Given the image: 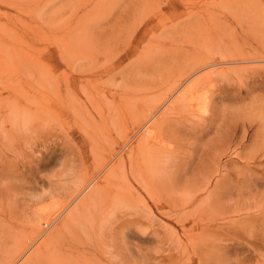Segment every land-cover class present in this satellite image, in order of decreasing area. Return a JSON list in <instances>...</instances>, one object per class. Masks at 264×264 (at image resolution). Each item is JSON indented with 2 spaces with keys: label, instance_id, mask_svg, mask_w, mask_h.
<instances>
[{
  "label": "rangeland",
  "instance_id": "obj_1",
  "mask_svg": "<svg viewBox=\"0 0 264 264\" xmlns=\"http://www.w3.org/2000/svg\"><path fill=\"white\" fill-rule=\"evenodd\" d=\"M73 1L0 0V104L15 101L48 116L60 127L44 134L32 151L25 153L23 158L15 160L11 156H5L0 159V219H4L0 221V230L10 222H18L17 225L27 228L42 225L41 220H35L32 224L29 220H34L36 214L42 210L52 215L53 209L66 206L60 194L50 188L44 174L55 169L58 162L69 152L84 163L90 175L105 172L103 169L97 170L98 165L104 162L103 158L108 156L115 146L124 149V135L132 128L129 115L130 97L128 103H120L122 106L117 109V113L121 115L120 128L107 125L112 121V114H108L107 110L105 114L108 119L96 116L94 121L83 125L69 116V98H65V68L66 73L70 71L65 65V39L70 34L65 32V15L68 10L73 9ZM168 1L175 5L177 11L182 10V4L185 3L215 6L221 4L223 15L227 18L223 24L224 29L227 30V35L234 34L231 39L234 46L248 50L250 44H264V14L255 16L258 7L264 10V0H247V5L239 3L238 0H104L103 6L98 9L96 5L92 6L83 16L85 22L97 33L102 28L125 29V25L135 14L133 11H141L147 2L155 5ZM252 4L257 6H254L256 9ZM246 6H249V10ZM176 10L166 9L164 12L170 17ZM253 13L255 14L252 15ZM173 23L171 18L153 21L149 26L151 31L146 36L144 46L154 44L151 40ZM113 37L120 36L113 34ZM229 40L227 39L228 43ZM105 48L104 44H87L80 53L83 57H80V62L92 59L103 61L102 52L107 50ZM168 48L170 50V47ZM113 53L112 51L111 54ZM244 64L257 66H253L252 73L243 76L241 80H221L220 85L227 91L215 95L214 101H211L206 109H202L204 105L197 102L198 109L185 116L186 122H192L195 127L181 130L180 134L172 131L163 147V150L172 151L168 163L176 165L177 172L184 174V179L187 180L192 179L194 175L200 178L198 174L203 171L202 163L205 162L208 167V164L218 161L217 175L219 178L225 177L224 181L228 187L222 192L224 200L207 205L203 204L204 196L180 214L185 221V228L197 224L195 231L198 232L195 233L200 235V239L202 237L208 246L201 247L203 242H197L198 250L197 254H194L191 245L198 239L188 241L183 236L184 228L177 222V216H173L172 212L176 210L174 204H180L189 196H142L144 202L138 201L145 214L130 212L120 216L113 232V235L119 238L118 245L124 247L126 244L132 255H138L137 248L140 250L142 264H264V59L245 60L241 65ZM177 66L166 64L168 70L176 69ZM226 74L228 73L222 77L227 80L229 77ZM231 76L238 78L234 72ZM99 79H102V83L107 82L105 74ZM84 104L85 106L79 109L81 114L94 113L91 103ZM220 127L222 132L219 133ZM219 134H225L224 141L219 140ZM100 139L102 144L99 143ZM97 143L99 151L105 152L101 156L97 155L95 159L91 147ZM134 145H137V142ZM221 145L224 148L220 147ZM253 156H256L255 159ZM107 174L105 172L101 177L102 183ZM124 180L127 184L125 175ZM10 182L35 193V206L24 207L19 203L18 194L11 188ZM104 187L111 191L113 185L109 183ZM135 197L138 199V196ZM152 198L161 204H155ZM225 211L228 213L222 215ZM225 218H228V221ZM204 223L209 224V229H205V232L202 231ZM219 224L223 226V230ZM232 225L235 226L234 229ZM173 230L178 233L180 243H172L170 232ZM155 231L159 233V237L154 234ZM122 234L126 237L123 238ZM58 246L59 243L53 241L46 249L37 251L38 258L47 257L44 254L55 252ZM184 250H190V255L179 257ZM79 253L85 252L81 250Z\"/></svg>",
  "mask_w": 264,
  "mask_h": 264
},
{
  "label": "bare ground",
  "instance_id": "obj_2",
  "mask_svg": "<svg viewBox=\"0 0 264 264\" xmlns=\"http://www.w3.org/2000/svg\"><path fill=\"white\" fill-rule=\"evenodd\" d=\"M102 1L104 0H74L71 3L74 5L73 9L68 10V14L65 15V32L70 34L65 39V65L70 71L66 73L65 68V98H69L67 100L69 116L83 125L94 121L96 116L108 119L105 114L107 110L108 114H112V121L107 125L120 128L121 115L117 113V109L122 106L120 103H128L129 97L131 98L129 115L132 128L124 135V149L115 146L114 150L103 158L104 162L98 165L97 170L107 169L111 172L119 169L122 171L128 179L127 188L130 194L138 196V200L142 202L145 200L142 196L163 194L189 196L180 204H174L176 210L172 213L173 216H177V222L184 228L183 236L188 241L198 239L193 242L194 245H191L193 253L197 254V242L205 240L202 237L200 239V235L195 233L198 232L195 231L197 224L185 228V221L180 214L186 210V207L190 208L195 205L199 198L204 196L203 204L207 203V205H214L224 200L222 192L227 187V182L224 181L225 177L219 178L217 175L219 173V168L216 167L218 161L217 163L212 162L211 165L208 164V167L205 162L202 163L203 171L200 170L198 174L200 178L194 175L190 180L184 179V174L177 172L176 165L167 162V179L164 182L152 181L145 172V163L154 153L163 150L169 139V133L175 131L180 134L181 130L185 131L195 127L192 122L191 124L186 122V114L198 109L196 108L198 107L197 102L204 105L200 106L202 109H206L208 104L214 101L215 95L226 92L227 90L221 86V80L234 82L235 79L241 80L243 76L251 74L253 66L257 65H241V63L245 60L262 61L264 44L252 46L249 43L251 47L248 50L234 46L231 40L234 34L227 35V30L224 29L223 24L227 18L225 14L223 15L221 4L215 6L185 3L182 7L179 6L182 10L177 11L170 1L155 5L147 2L142 6L141 11H133L135 14L132 15V20L125 25V29L105 30L102 28L97 33L85 22L83 13L95 5L97 9L100 8L103 6ZM238 1L244 4L249 3L247 0ZM248 7L246 6V9ZM258 8L257 11L255 10L257 17L264 14V10ZM166 9L176 10V12L170 14L169 17L164 12ZM164 18H171L174 23L151 40L154 44L144 46L146 36L151 31L150 24L156 20L162 21ZM113 34L114 36L119 34L120 37H113ZM87 44L106 46L107 50L102 52L103 61L92 59L80 62L83 58L80 53ZM112 51L113 54H111ZM125 61H127L126 64ZM167 63L178 66L176 69L168 70ZM238 71H240L239 74ZM233 72L237 73L238 78L230 77ZM225 73H228L226 74L229 77L227 80L222 77ZM103 74L106 75V83H102V79H99ZM219 74L222 75L219 76ZM84 103H91L94 113L81 114L79 109L85 106ZM89 126L94 128L92 125ZM221 130L220 127L219 133L222 132ZM221 135L219 134V140L224 141L225 134ZM136 142L137 145H134ZM99 143L102 144V139ZM99 143L91 147L95 159L97 155L101 156L105 152L99 151ZM103 148L106 150L105 146ZM152 200L157 205L160 203L154 198ZM63 208L60 206L53 209L52 215L47 214L45 210L36 214V218L29 221H32V224L35 220H41L42 225L37 227L27 228L24 225H17L18 222H10L5 227L2 226L0 264H103L97 249L84 237L78 233L70 234L56 223ZM226 213L228 212L221 214ZM150 218H153L152 214ZM220 219L222 220L221 217ZM225 219L228 221V218ZM3 220V218L0 219L1 222ZM208 223H204L203 232L209 229L210 223ZM218 226L221 230L224 229L220 224ZM232 226L234 229L235 226ZM154 234L159 237L158 232L155 231ZM122 237L126 236L122 234ZM170 237L173 240L172 243H180L176 230L170 232ZM114 238L116 241L119 240L116 235ZM53 241L59 243L56 251L44 254L47 257L38 258L37 251L46 249ZM204 245L208 246L203 242L201 247ZM81 250L85 253L80 254ZM189 251L184 250L179 257H187L190 255Z\"/></svg>",
  "mask_w": 264,
  "mask_h": 264
},
{
  "label": "clouds",
  "instance_id": "obj_3",
  "mask_svg": "<svg viewBox=\"0 0 264 264\" xmlns=\"http://www.w3.org/2000/svg\"><path fill=\"white\" fill-rule=\"evenodd\" d=\"M57 127L60 128L58 123L48 116L15 101L0 104V159L23 158L44 134ZM171 154L172 151L160 150L145 163V172L152 181L167 179L166 165ZM105 172L107 178L102 183ZM105 172L90 175L84 163L69 152L55 169L44 174L50 188L66 204L56 223L70 234L84 237L97 249L103 264H142L140 250L137 248L138 255L134 256L126 244L118 246L113 232L120 216L130 212L145 214V210L134 194H130L122 171L105 169ZM109 183L113 185L111 191L104 187ZM10 186L18 194L19 203L24 207L35 206V193L14 182Z\"/></svg>",
  "mask_w": 264,
  "mask_h": 264
}]
</instances>
